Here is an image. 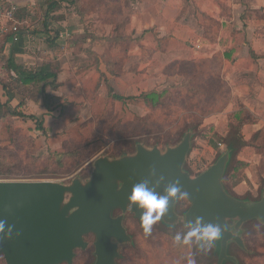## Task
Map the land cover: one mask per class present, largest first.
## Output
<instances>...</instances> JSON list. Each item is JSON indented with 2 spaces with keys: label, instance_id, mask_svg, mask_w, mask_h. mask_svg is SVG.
Listing matches in <instances>:
<instances>
[{
  "label": "crops",
  "instance_id": "0c3cea01",
  "mask_svg": "<svg viewBox=\"0 0 264 264\" xmlns=\"http://www.w3.org/2000/svg\"><path fill=\"white\" fill-rule=\"evenodd\" d=\"M49 2L57 3L49 21L58 32L53 47L45 41L42 18L35 17ZM12 5L25 10L28 19L24 49L16 62L37 68L51 57L60 68L58 87H46L52 98L48 105L40 98L34 112L28 111L42 117L49 135L87 125L96 131L104 114L122 122L144 115L149 108L139 97L142 92L179 83L184 65L198 68L204 61L213 82L226 86L228 101L222 110L206 114L201 127H212L214 134L226 138L233 116L245 119L241 132L246 145L237 157L250 161L249 171L245 170L247 179L228 191L239 197L238 186L246 185L245 191L247 184L255 188L260 174L252 169L264 161V0H95L82 16L73 0L1 2ZM123 38H128L126 45L116 41ZM2 46L7 55L10 46ZM89 48L95 56H88ZM61 135L54 136L57 143L50 148L61 147L65 134ZM211 138L221 149L226 145ZM202 145L211 149V163L215 148ZM249 149L253 157H244ZM257 189L262 195L263 189Z\"/></svg>",
  "mask_w": 264,
  "mask_h": 264
},
{
  "label": "water",
  "instance_id": "95a60500",
  "mask_svg": "<svg viewBox=\"0 0 264 264\" xmlns=\"http://www.w3.org/2000/svg\"><path fill=\"white\" fill-rule=\"evenodd\" d=\"M192 146L191 130L174 146L162 150L158 145L135 144L134 153L119 157L98 156L92 161L88 179L75 176L69 183L50 180H0V221L5 229L12 226L10 238L0 233V254L5 264H72L76 251L85 250V235H94L93 264H117L119 245L131 243L132 236L123 224L130 212L140 224V210L128 206L134 184L163 176L164 184L175 182L184 192L190 206L181 218L175 212L179 193L169 201L161 220L173 225L190 222L195 216L221 227L217 264L226 255L227 242L244 248L240 235L234 234L228 221L235 220L234 230L244 223H264V195L257 200H244L229 193L223 181L231 161L226 145L223 153L197 174L183 169ZM118 214H114V210ZM141 225V224H140ZM213 246H216L215 241Z\"/></svg>",
  "mask_w": 264,
  "mask_h": 264
},
{
  "label": "trees",
  "instance_id": "16d2710c",
  "mask_svg": "<svg viewBox=\"0 0 264 264\" xmlns=\"http://www.w3.org/2000/svg\"><path fill=\"white\" fill-rule=\"evenodd\" d=\"M2 1L3 0H0V5ZM73 3L78 13L82 16L87 8L88 13L92 10L95 0H73ZM56 7L57 3L49 2L45 10L38 8L35 14V17H40V19L42 18L44 31L48 34L45 41L49 47H53V45H55V40L58 37V32H54L52 28L49 27V21L52 17L51 15L55 11ZM24 11L25 10H19L17 7L14 10V19L17 25L18 39L11 44L7 55L2 53L0 50V65L4 67V76L2 77L3 79L0 80V82H2V93H0V129L4 127L3 124L7 118L18 117L20 119H30L36 125L37 129L44 132V134H47L48 132L43 126L42 117L27 112L23 108V105L27 101L37 103L41 98L42 104L47 106L52 98L49 93H47L46 87L49 86L52 89H56L58 87V83L56 81L60 68L58 64L53 62L51 57L44 60L37 68L29 67L26 64L16 62V55L23 52V35L24 30L28 27V19H25L26 14ZM23 16L24 18H22ZM110 40L115 41L114 39ZM116 41L120 44L126 45L128 43V38ZM88 56H95V53L92 52L90 48L88 50ZM107 66L108 64L106 67ZM198 66L199 67L196 68L195 66L184 65L180 70L183 79L179 83L166 86L160 90L152 89L142 92L139 97L146 105L149 106V112L147 114L135 115L129 122H122L120 119L116 120L104 114L99 118L95 132H100L101 129L99 126L103 121H105L108 128L107 130H104V132L106 131L110 135L118 133L120 135L116 153L121 152L122 154H125L123 153L125 150L130 149L133 145L135 146L136 143L143 141V138L147 141H161L163 131L166 127L172 125L171 122H168V124L162 126V124L155 122L148 115L151 111H154L159 107V101L163 94L172 93V97L175 98L174 95L179 93L185 95L188 101L195 99L198 113H200V119H198L197 122V136H195V141L199 144H209L215 148V141L212 138L209 139L212 136L213 138L222 141V143H226V147L230 151L232 157L224 173L223 181L226 190L231 191L233 187L242 182L244 179H247L245 168L237 169L236 167L237 162L241 163V160L237 157V153L246 145L241 132V127L246 121L245 119H240L238 116H233L234 121L231 120L229 122L228 135L226 138H222L214 134L212 127H201L204 116L211 112L222 110L228 101V97L226 94H223V90L226 89V86L220 82L218 84L213 82L214 77L212 73L209 72V70L206 71L204 69V61L200 62ZM100 74L101 76L104 75V80H106L105 74L103 72ZM206 75L208 76L206 77ZM16 96L20 99L15 104H12V101ZM112 96L118 99L122 98L116 94H112ZM2 97H5L4 101L2 100ZM189 130L190 128H186L181 133V136ZM61 134H65V138L61 145L67 144L66 142L70 141V137L67 133L62 132L54 135L57 137V135L62 136ZM92 135L94 136L93 132L88 133V138H91ZM48 136L54 137L49 134ZM193 136L194 135L192 134V137ZM78 139L80 142H83V135L79 134ZM169 140H171V137L167 136L166 142ZM91 145L92 144L88 139V143L84 142L82 145L72 148V150L60 151L59 148L51 149L49 147L43 163L40 162L41 158L39 156L33 157L29 160L25 173V179L39 180L44 179L45 176L52 177L57 176L60 173L75 172L77 169L82 167L87 160L82 157L77 158L78 156H83V154L87 152L89 162L95 150V147ZM12 167L15 168L13 164H9L6 160L0 157V178H12L15 176L16 170L12 169ZM243 174H245V178ZM183 197L185 196L183 195L180 197L179 203L183 200ZM0 264H5L2 254H0Z\"/></svg>",
  "mask_w": 264,
  "mask_h": 264
},
{
  "label": "rangeland",
  "instance_id": "374dc122",
  "mask_svg": "<svg viewBox=\"0 0 264 264\" xmlns=\"http://www.w3.org/2000/svg\"><path fill=\"white\" fill-rule=\"evenodd\" d=\"M0 48L1 50L3 49L2 38H0ZM2 67L3 66L0 65V80L3 79L2 77L4 76V67ZM1 84L2 82H0V93H2ZM174 96L175 98L172 97V93L163 94L159 101V107L148 114L152 120L162 124V126L168 124V122L172 123V125L166 127L163 131L161 141H147L143 138L144 140L141 141V143L150 147L158 145L162 150H164L167 146L176 145L182 138L181 133L186 128H190L194 136L192 137V146L187 156L186 163H188V165L186 164V167L189 166L192 173L194 168H198L201 171L210 163L211 149L203 145L201 146V144L195 141V136H197V122L198 119H200L197 103L195 102V99L188 101L185 95L179 93H176ZM19 99L20 98L16 96L12 101V104L18 102ZM2 100L4 101L5 97H2ZM38 104L39 103L27 101L23 105V108L27 112H34V107H37ZM30 107L33 111L30 110ZM147 107L149 108L148 105ZM36 110L37 109H35V111ZM148 112L149 111L145 114ZM3 125L4 127L0 129V157L6 160L9 164H13V166H15V168L12 167V169L16 170V174L12 178H0V180H37L25 179L27 164L31 158L37 156L41 158L40 162L43 163L49 146L52 145V143H57L53 141L54 137L48 136V133L44 134V132L37 129L36 125L30 119L11 117L9 119L7 118ZM99 127L101 130L98 133L94 131L93 127H88V125L81 126L80 128L69 127V129L64 130L63 132L67 133L70 137V141H67V144H62L63 146L61 145V148H59L60 151L72 150V148L80 146L84 142L88 143V139L92 144L91 146L95 147V150L89 162L87 152L84 153L83 156L77 157L86 158L87 160L85 164L75 172L60 173L59 175L52 177L45 176L44 179L39 180L69 183L75 176L80 177L82 180H86L88 179L91 171L92 161L95 158L103 155L111 158L121 156V152L116 153V148L120 140L119 133L110 135L108 132H104V130H107L108 128L105 121H103ZM92 129L94 136L92 135L91 138H88V133H91ZM79 134L83 135V142H80L78 139ZM167 136H170L171 140L166 142ZM218 141L219 140L216 139V143H219ZM134 151L135 146L133 145L132 148L125 150L123 153L131 154L134 153ZM214 153L215 157L217 154L223 153L218 144L215 146ZM243 155L244 157H253L250 149L246 150ZM249 165L250 161L247 162L243 159H241V163H236L237 169L245 168L247 171H249ZM252 172L256 175L260 174L259 177L262 176L264 173V161L262 160V164L254 167ZM249 174L250 176L252 175L251 172H249ZM244 175L245 174H243V176ZM259 177L257 181L258 183L255 182L254 184L255 188L250 187L253 186V184H247V191H245L246 185H240L237 187L236 190L239 192L238 194L240 199L248 200V198H258L260 193L257 194V188L259 187L264 191V181H259ZM237 191L232 192L235 193ZM183 201L185 202V197H183L180 204ZM118 213L119 211L115 212V214ZM123 224L127 229V232L132 236L133 241L131 243H124L121 245V256L118 259L117 264H188L189 259H193L195 264H216L217 258L215 256L210 255V257H207L208 259H200L197 256L195 245L188 247L173 243V237L177 232L183 233L186 231V229L183 228L182 221L174 226L177 229H165L159 221H157L152 225L151 233L149 235H145L138 220L128 211L124 214ZM241 228L240 236L243 237L248 252L241 250L236 246L232 248V252H234L235 256L242 262L240 264H264V223H260L257 220H251L244 223ZM89 243L92 244V241H89ZM92 251V246H89L85 250L76 251L72 264H90L92 261ZM210 251L211 249L205 252L206 254H210Z\"/></svg>",
  "mask_w": 264,
  "mask_h": 264
},
{
  "label": "clouds",
  "instance_id": "9594fccd",
  "mask_svg": "<svg viewBox=\"0 0 264 264\" xmlns=\"http://www.w3.org/2000/svg\"><path fill=\"white\" fill-rule=\"evenodd\" d=\"M150 176H155L151 182L142 180L133 185L130 195L128 196V206H136L140 210V224L145 235H149L152 225L159 221L167 210L169 201L177 196L180 192L175 182L164 184L161 191H157L161 183L164 181L163 176H156L154 171H150ZM181 197L185 195L180 193ZM186 231L177 232L173 237V243L191 247L195 245L201 251H208L213 247L221 235V227L218 224L206 223L203 217L195 216L192 221L186 222L184 225ZM0 233L3 238H10L12 234V226L9 225L5 229V222L0 221ZM188 264H195L193 259L188 260Z\"/></svg>",
  "mask_w": 264,
  "mask_h": 264
},
{
  "label": "flooded vegetation",
  "instance_id": "af4514ba",
  "mask_svg": "<svg viewBox=\"0 0 264 264\" xmlns=\"http://www.w3.org/2000/svg\"><path fill=\"white\" fill-rule=\"evenodd\" d=\"M186 164L188 165V163H185L184 164V166H183V169L184 170H186V171H188L190 174H197V173H192L191 171H190V169H189V166L188 167H186ZM180 193H184V192H180ZM180 193H179V195H178V198H177V201H176V204H175V212H176V214L178 215V216H180L181 218L183 217V215H184V213H185V211L188 209V207L190 206V202H189V200L186 198V196H185V202L183 201L181 204L179 203V199H180V197H181V195H180ZM264 193V192H263ZM236 197V196H235ZM246 197V196H245ZM259 197H260V195H258V198L257 199H259ZM237 198H239V197H237ZM246 198H248V197H246ZM249 200H257V199H250V198H248ZM116 211H118L117 209L116 210H114V214H115V212ZM116 215V214H115ZM182 221V220H181ZM180 221H178L177 223H179ZM159 223L165 228V229H174L175 227V225L177 224V223H175V224H173V225H170V224H166V223H164L161 219L159 220ZM234 223H235V220H230V221H228V224H229V226H230V228H231V231L234 233V234H237V235H240V231H241V227H242V225L240 226V228H239V230L238 231H235L234 230V228H233V226H234ZM182 224H183V228H185L184 227V223H183V221H182ZM175 229H177V228H175ZM85 240L88 242V247L89 246H92V248H93V245L92 244H90L89 243V241H92V243H93V241H94V235L92 234V233H88V234H86L85 235ZM241 238L243 239V237L241 236ZM132 241H133V238H132ZM220 241H221V235H220V237L215 241V244H216V246H213L212 248H211V251H210V254H206V252L205 251H201L198 247H196V250H197V256L200 258V259H208L207 257H210V255L211 256H215L216 258H218V255H219V250H220ZM243 241H244V239H243ZM121 245L122 244H120L119 245V252H120V247H121ZM234 246H236V247H238V248H240L241 250H244V251H246V252H248V249H247V247L245 246V242H244V248H241V247H239L235 242H233V241H228L227 242V249H226V255H228V256H230V257H233L234 258V260H232V259H224L223 260V262H222V264H240L241 262L239 261V258L238 257H236L235 256V254H234V252H232V248L234 247ZM87 247V248H88ZM86 248V249H87ZM91 256H92V261L90 262V264H93L94 263V260H95V257H94V255H93V251H92V253H91ZM120 256H121V253H120ZM216 264H217V260H216Z\"/></svg>",
  "mask_w": 264,
  "mask_h": 264
},
{
  "label": "built area",
  "instance_id": "2783aa9c",
  "mask_svg": "<svg viewBox=\"0 0 264 264\" xmlns=\"http://www.w3.org/2000/svg\"><path fill=\"white\" fill-rule=\"evenodd\" d=\"M15 8V5L8 7L0 5V38H2V44H5L6 48H9L18 39L17 25L14 19ZM199 171L200 169L194 168L193 173Z\"/></svg>",
  "mask_w": 264,
  "mask_h": 264
}]
</instances>
